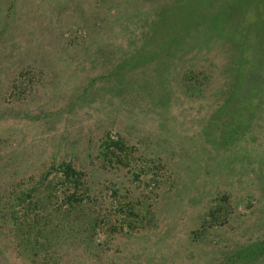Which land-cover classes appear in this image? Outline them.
<instances>
[{
	"label": "rangeland",
	"instance_id": "obj_1",
	"mask_svg": "<svg viewBox=\"0 0 264 264\" xmlns=\"http://www.w3.org/2000/svg\"><path fill=\"white\" fill-rule=\"evenodd\" d=\"M0 264H264V0H0Z\"/></svg>",
	"mask_w": 264,
	"mask_h": 264
},
{
	"label": "trees",
	"instance_id": "obj_2",
	"mask_svg": "<svg viewBox=\"0 0 264 264\" xmlns=\"http://www.w3.org/2000/svg\"><path fill=\"white\" fill-rule=\"evenodd\" d=\"M116 145H118L117 142H114ZM63 171V172H62ZM62 174L64 176H68V177H73L74 175H76L78 172H76V170L74 168H72L69 164H65L63 165V170H62ZM76 177V176H75Z\"/></svg>",
	"mask_w": 264,
	"mask_h": 264
}]
</instances>
